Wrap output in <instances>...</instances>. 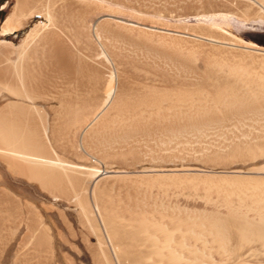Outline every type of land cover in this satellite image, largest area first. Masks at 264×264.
Masks as SVG:
<instances>
[{
	"label": "bare ground",
	"instance_id": "1",
	"mask_svg": "<svg viewBox=\"0 0 264 264\" xmlns=\"http://www.w3.org/2000/svg\"><path fill=\"white\" fill-rule=\"evenodd\" d=\"M23 1L34 3L29 16L38 15L45 21L31 27L18 45L0 42L12 46L16 55L14 60L4 58L0 71V96L7 93L12 98L0 106V163L10 171L34 177L50 195L70 200L69 195L75 194L73 203L78 205L79 222L96 238L93 244L90 237H84L95 264H264V165L245 168L235 164L238 158H264V131L240 130L250 119H264V47L234 38L218 24H213L209 33H197L145 15L154 13L159 18L166 11L170 16H180L169 7L141 9L132 5L136 0H92L98 4L97 9L81 19L100 46L101 51L94 57L103 59L112 69L101 76L97 71L92 73L83 59L77 64V73L88 76L91 90L87 97L89 104L95 105L94 109L88 107L87 117L80 119L77 144L111 126L118 131L120 141L127 144L123 154H138L143 145H148L142 143L144 139L154 134L160 146L158 152L181 161L170 168L116 171L135 172L141 189L150 191L149 195L144 192L139 198L118 202L102 196L105 173L112 171L85 168L65 161L55 152L48 154L49 135L57 141L62 125L55 120L51 134L46 126L40 129L31 125V111L36 109L33 100H47L44 92L49 83L43 69L52 66L71 74L73 65L69 48L60 44V32L57 34V23L63 16L54 11L55 0H46L42 6L37 0H18V5ZM248 1L258 8L254 14L264 18V0ZM68 2L66 7H70ZM236 9L235 3L225 7L229 13ZM19 26L18 21L9 19L2 33ZM102 33L155 38L146 43L164 52L171 50L183 62L200 60L205 72L198 78L164 73L150 84L141 85L130 78L128 69L115 67L101 42ZM39 44H48L50 49L42 50L48 60L35 61L33 53ZM70 98L56 97L59 103L67 104ZM211 130L223 131V136L230 131L237 133L228 138L231 141L224 150L185 147L190 133L200 136ZM168 144L183 148L165 146ZM80 147L88 154L82 144ZM0 184L9 186L4 181ZM3 192L0 220L18 206L9 192ZM30 201L24 204V224L30 233L25 249L32 258L30 263L38 264L40 248L51 246L53 233L49 215ZM67 225L73 228L69 222Z\"/></svg>",
	"mask_w": 264,
	"mask_h": 264
},
{
	"label": "rangeland",
	"instance_id": "2",
	"mask_svg": "<svg viewBox=\"0 0 264 264\" xmlns=\"http://www.w3.org/2000/svg\"><path fill=\"white\" fill-rule=\"evenodd\" d=\"M67 1L71 2L70 7L65 6L67 5L65 3ZM37 2L40 3V6L46 4V0H37ZM54 2H52L54 3V11L58 13L59 16H63L59 17L61 22L57 23V34L60 32V44L63 42L62 45L67 49L69 48L68 51L71 55L70 61L75 63V67L79 62L85 61L87 66H91L92 73L97 71V73L101 76H105L112 69V66L104 62L103 59L95 58L97 53L101 51L99 48L100 46L98 42L94 40V37H92L88 24L85 23L84 25V22L82 21L83 18H88L95 11V9H97L98 4L92 3V0H64V2L62 0H55ZM86 2L88 3L86 4ZM233 3L237 5V9L234 13L226 12L225 7L231 6ZM132 5L141 9H145L149 6L169 7L175 9L180 16H170L166 11L162 12L159 18L157 14L154 13L153 15H150L148 12V16L145 12V15L149 19H161V21L164 20L163 22H167L168 24L171 22L170 25L174 24V26H182V28H187L189 32L192 30L197 33H209L211 31L210 27L213 26V24H218L234 38L264 47V18L254 14L258 8L251 4L248 0H136ZM83 8L86 9V11ZM39 21H45L44 17H38V15L34 16L22 32L16 36H11V38L8 39H11L10 41H12L15 45H18L31 27ZM79 26L81 27V30ZM86 30H88V32ZM102 34L101 42L104 44L106 51L114 61L115 67L120 71L128 69L127 72L129 75L131 74L130 78L141 85L147 84V82L150 84L154 81V78L159 77L164 73H180L189 75L190 78H198L203 72H205V65L200 60L195 61L190 58V61L183 62L174 52L172 53L171 50H165L164 52L163 49L161 50V48L156 46L151 47L146 43L148 39L156 41L157 39L155 38L151 37V39L150 37H143L141 34H133L130 37L125 35L117 36L113 33ZM49 49L48 44H39L38 48L35 50L37 54L35 61L39 59L42 60L44 50ZM11 58L12 60L15 59L14 56ZM82 59L83 61H81ZM35 63L37 64L38 62ZM75 67L73 68V72H71V74L64 73V71L61 72L59 69L57 70L56 67L54 68L52 66H50V71L44 73V77H48H46L48 79L47 84L49 83L44 92V95L47 97V102L41 98H39L40 100H33L36 109H32L31 111V116L34 118L31 120L32 122L30 121L31 125H35L40 129L46 126L49 130V134L52 133L50 129L52 130V126L54 125L53 122L55 120V123L62 125L61 127L63 130H60L62 135L59 136L60 138L57 137V141L49 135V138H51L50 144L47 143L46 146L49 147V149L47 148L49 150L48 154H51L52 152L53 155L55 152L65 161L83 166L85 168H97L101 171H112L105 173V177L103 179L104 181L102 182L105 186L104 195L102 194L103 197H106L107 195V198H111L114 201L122 202L123 200V202H126L128 198L133 199L139 198L145 194L149 195L150 191H144V189H141L140 181L136 179L135 172L119 173L116 171L125 169L141 170L145 167L154 166L170 168L175 164L181 163V161L167 157L165 152H158V148L160 146L157 145V137L154 134L152 137L149 136L144 139V142H142L148 143V145L145 144L140 148V151L143 152L138 151L139 153L134 154L135 156L123 154V152L125 153L127 150V146H125L127 144L125 143L124 145V143L120 141V135H117L119 134L118 131L112 129L111 126H107L105 130L103 129V131H101L99 135L94 136V138L93 136L85 137V142H80L88 154L84 153L85 151H82L80 144H77V132L82 124L80 119L87 117L89 108L93 107L92 109H94L95 105L89 104L91 102H89L90 99L87 97L91 90L88 76L78 74V65L76 69ZM149 77L153 78L149 79ZM60 95H68L69 97H72L70 98V103H59L56 97ZM10 98L9 94L5 93L3 97H0V106L7 102ZM86 100H88V103L85 102ZM260 119H256V121L254 119H250L247 121L248 123H246V126H241L240 130H252L258 132L264 131V119ZM214 131L215 130L208 131L207 134L200 136L195 133H190L188 138L189 140L187 139L188 144L185 147L190 148V150H196L202 149L205 146H210L209 149L219 147L224 150V148L227 147L229 140L233 137V133L236 132L228 131L229 134L225 132L226 134L223 136V131V133L217 131L214 133ZM211 135L214 138H212ZM226 135L227 138H225ZM228 138L230 139L228 140ZM100 142L102 143L100 144ZM75 143L76 145H74ZM170 145L176 147L174 149H178L179 147L183 148L182 145L177 147L174 144H168L165 146L169 147ZM148 153L150 154L148 155ZM244 159L245 158L236 159L235 164L245 168H257L264 165L263 157H255L251 160L246 158V161ZM189 163L190 161L186 164ZM0 172V183L4 181L9 185L6 187L0 184V189H4H2L1 192L4 191L3 194L9 192L8 194L11 198H14L12 199V202L18 204V206L15 207L16 209L14 208L9 211L8 214L2 217L3 220H0V264H31L30 261H32V258L30 259L31 256L27 254V249H25V243L27 242V239H29L30 233L25 228L24 224L27 219V209H25L27 206L24 204L30 200V202L39 206L38 208H41L42 211L44 210V213L46 211L49 215L53 233V240L50 244L51 246L47 248L42 247V249L40 248L38 264H95L91 257V251L86 246L84 237H90L93 244H96V238L89 229H86V227L79 222L78 205L73 203L75 200L73 199L75 197L74 193L69 195L70 200L69 197L65 199L50 195L41 188L37 179L18 174L16 170L15 172L10 171L3 163H0ZM16 186L18 187V191ZM22 193L26 194L23 195ZM66 221L71 224L73 227L72 229H69L67 225L68 222ZM95 247L94 249H96ZM40 261L42 262L39 263Z\"/></svg>",
	"mask_w": 264,
	"mask_h": 264
},
{
	"label": "crops",
	"instance_id": "3",
	"mask_svg": "<svg viewBox=\"0 0 264 264\" xmlns=\"http://www.w3.org/2000/svg\"><path fill=\"white\" fill-rule=\"evenodd\" d=\"M33 8H34V3L29 2V1H23L22 4L18 5V0H0V42H2V41L7 42L8 41L11 44L15 45L12 41H10L11 39H8V38H11V36L18 35L20 32H22V30L26 26H28L30 20L34 17V16L28 15L29 11ZM9 19H13L14 23H15V21H18V23H20V26L15 28V29L8 31L7 33H2L3 26ZM3 45H4V43H0V71L2 70L1 65L4 62V60H3L4 58H8V60H12L11 59L12 56H14L16 58V55H14L13 50H12L13 47L12 46L9 47V45H6V44H5L6 47H5V45L4 46ZM5 55L6 56L8 55V56L5 57ZM36 55H37L36 52L33 53L34 59H35ZM44 59L48 60L47 57H45V56L43 57V60ZM37 61L40 62L41 60L39 59ZM71 65H73L72 66L73 68L75 67V64L73 61H72ZM43 70L45 71L44 73L50 71V66L48 67V70L46 69L47 71L45 69H43ZM44 78H45V81L48 80L46 77H44ZM28 183H30V182H28Z\"/></svg>",
	"mask_w": 264,
	"mask_h": 264
}]
</instances>
